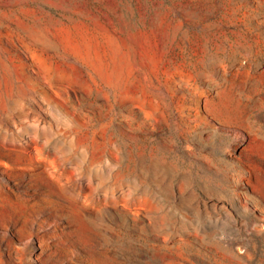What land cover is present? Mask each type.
Wrapping results in <instances>:
<instances>
[{
    "label": "rangeland",
    "instance_id": "rangeland-1",
    "mask_svg": "<svg viewBox=\"0 0 264 264\" xmlns=\"http://www.w3.org/2000/svg\"><path fill=\"white\" fill-rule=\"evenodd\" d=\"M0 264H264V0H0Z\"/></svg>",
    "mask_w": 264,
    "mask_h": 264
}]
</instances>
